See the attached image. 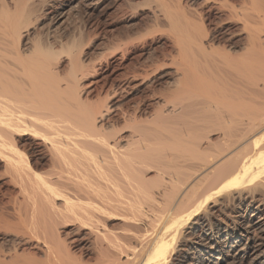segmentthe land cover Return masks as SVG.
<instances>
[{
	"label": "bare ground",
	"instance_id": "bare-ground-1",
	"mask_svg": "<svg viewBox=\"0 0 264 264\" xmlns=\"http://www.w3.org/2000/svg\"><path fill=\"white\" fill-rule=\"evenodd\" d=\"M37 2L0 0V162L16 188L0 264H264V0L129 2L174 49L149 115L122 107L120 84L112 103L83 98L87 40L52 30L77 3L117 0ZM115 38L103 56L127 51Z\"/></svg>",
	"mask_w": 264,
	"mask_h": 264
},
{
	"label": "rangeland",
	"instance_id": "rangeland-1",
	"mask_svg": "<svg viewBox=\"0 0 264 264\" xmlns=\"http://www.w3.org/2000/svg\"><path fill=\"white\" fill-rule=\"evenodd\" d=\"M38 1H39L37 2L38 8L40 7L39 5L43 6V8L42 6L40 7V13L41 12L44 13L45 11L49 10V8H51V6L56 3H57L56 6H59L58 0H52V1L45 0L46 2L44 0H38ZM137 1L136 0H117V2H114L106 6L104 9H101L102 11L101 10L90 11V9L87 6L82 5L81 3H77V5L75 4V6H73L72 9H69V12H65L66 16H64V20L61 23L57 24V26L52 27L53 28L52 30H53V33L54 31L56 32L54 33V35L57 37L61 35L62 37L64 36L63 38H68L71 36L72 32H74L75 35L74 34L72 35L74 36L77 35L76 38H79V34H82L83 36L82 35L80 36L81 38L83 37L82 40L85 39L88 41L87 42L83 40L85 41V43L82 42L83 44L80 45L81 49L79 47V51H81L80 60L82 61L81 63H83L82 65L85 66V67L83 66L82 69L83 71L86 69L84 73L87 75L85 76L86 79L84 78L80 80V85L82 88L84 89L88 88L87 90H89V91L85 90L87 95L83 93L84 89L82 90L81 94L82 96H84L83 98H85L89 102L92 101L91 103L97 102L99 100H103L105 99V97L107 98V101L110 100L111 103L114 100L119 99L121 100L120 101L121 104L122 102L125 103V104L124 103L122 104V107L124 109L126 108V110L131 111L138 105L142 109L141 111H143L144 114L146 113L145 111H147V114L145 115H149L152 113V110H154L155 108L154 106H157L162 103L161 101L162 97L160 93L168 92V90L171 88L173 84V79H172L173 73L172 71H170L172 70L171 69L172 66L170 65L169 67V65H167L169 63L168 62L169 58L167 57H169V55L174 52L173 51L174 49L172 46V40L170 39L171 36L169 35L170 32L167 31V29L165 30L160 29V30H155V31L152 29L151 27L152 21L150 19L151 17H149L151 15H149L150 12H148L149 10L147 8H143V9L137 8V10L135 8V10H133V8L128 7L129 2H137ZM182 1L184 2V4H187V2L185 3V0H182ZM126 7H128L130 10H133V11H130L127 8L129 10V12H127L128 10L125 9ZM44 8H46V10H44ZM197 9L200 11L201 7L198 6ZM201 13L203 17L206 19L205 20L203 18L205 20L204 21L205 24L206 25L208 24L207 26L212 27L213 26V15H212L213 13L210 14L207 11V9L205 10L203 9V11L201 10ZM34 28L31 29V31L39 30L36 28L34 30ZM40 30H43V29L41 28ZM88 35L90 36L88 37ZM115 36H117L118 38H124L125 42H127V45H128L127 51H125V53H122L120 51L121 53L120 52L116 53L115 57L113 58L103 56L106 54V51H108L106 47L109 45H112L116 41L115 39L117 38H115ZM121 54L123 56H121ZM115 58H117L116 59L117 61L115 60ZM65 60L66 59L64 57H61V62H60L61 71H64L66 69ZM154 65H155V69H154ZM150 66H152L153 68ZM135 71L137 74L139 73L143 74L144 71H146V73L149 72L148 74L152 72L153 73L150 74L151 76L148 75L150 78L148 77V79L145 81L144 83L145 85L144 84L139 85V79L132 80V78L130 77V74ZM168 75L170 79L168 78ZM94 80H97L96 81L97 83ZM150 81L151 83H149ZM124 82L125 83L127 82V83L125 84ZM135 82H137L138 84L137 83L135 84ZM119 84L121 85V87H126L124 88L126 89V94L125 92L121 93L120 94L121 96L118 94L116 95L118 98L116 97V99H114L115 97L111 96V94L114 90H117L115 89L116 86L118 88L117 92L119 91V88H120ZM132 84H134V86ZM148 84L150 85L148 86ZM130 87L132 89H130ZM133 88H135L136 90H134ZM127 89L129 90L127 91ZM134 99H136L137 102L136 100L134 101ZM132 100H133V103H132ZM129 101L131 102L132 105H135V106H132ZM140 101H142L143 103ZM148 110H149V113H148ZM150 110H151V113H150ZM115 119L116 118L114 117V120ZM26 142H28V140H26ZM45 169L46 167L43 166L39 170L42 171ZM15 191H16V188L13 186L12 183L8 181V175H4V170L2 168V162H0V213L2 212L4 214H7V212L11 211V210H7V209H11V203H9V198L12 194H14Z\"/></svg>",
	"mask_w": 264,
	"mask_h": 264
}]
</instances>
